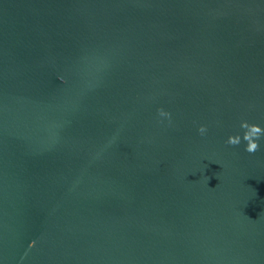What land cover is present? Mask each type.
Masks as SVG:
<instances>
[{
	"label": "water",
	"instance_id": "water-1",
	"mask_svg": "<svg viewBox=\"0 0 264 264\" xmlns=\"http://www.w3.org/2000/svg\"><path fill=\"white\" fill-rule=\"evenodd\" d=\"M242 121L264 0H0V264H264Z\"/></svg>",
	"mask_w": 264,
	"mask_h": 264
},
{
	"label": "clouds",
	"instance_id": "clouds-1",
	"mask_svg": "<svg viewBox=\"0 0 264 264\" xmlns=\"http://www.w3.org/2000/svg\"><path fill=\"white\" fill-rule=\"evenodd\" d=\"M61 82H64L63 78H61ZM160 114L170 116L169 113H166L163 110H160ZM240 126L246 130L243 135V140L247 142L245 151L248 153H255L259 150L258 141L261 138V135L264 134V129H262L259 125L249 124L247 121H242ZM198 131L201 135H203L206 132V128L204 126H200ZM240 141L241 137L239 135H230L226 143L235 146L238 145Z\"/></svg>",
	"mask_w": 264,
	"mask_h": 264
}]
</instances>
